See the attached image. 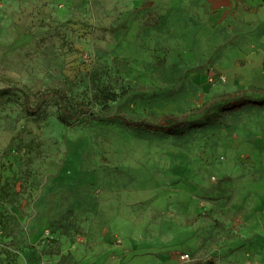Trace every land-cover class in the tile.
Returning a JSON list of instances; mask_svg holds the SVG:
<instances>
[{
	"label": "rangeland",
	"instance_id": "rangeland-1",
	"mask_svg": "<svg viewBox=\"0 0 264 264\" xmlns=\"http://www.w3.org/2000/svg\"><path fill=\"white\" fill-rule=\"evenodd\" d=\"M211 4L0 0V264H264V42Z\"/></svg>",
	"mask_w": 264,
	"mask_h": 264
},
{
	"label": "crops",
	"instance_id": "crops-1",
	"mask_svg": "<svg viewBox=\"0 0 264 264\" xmlns=\"http://www.w3.org/2000/svg\"><path fill=\"white\" fill-rule=\"evenodd\" d=\"M211 5L218 16L219 34L229 31L236 41L248 36L264 42V0H212ZM261 53L264 56V50ZM200 81L209 86L207 74L200 75Z\"/></svg>",
	"mask_w": 264,
	"mask_h": 264
},
{
	"label": "trees",
	"instance_id": "trees-1",
	"mask_svg": "<svg viewBox=\"0 0 264 264\" xmlns=\"http://www.w3.org/2000/svg\"><path fill=\"white\" fill-rule=\"evenodd\" d=\"M17 91L23 95V97L25 98V100L28 104L29 103V95L27 94V92H25L23 89H17ZM38 97H39V102L37 103V105L33 109L34 110L33 112H36L38 109H40L41 105L47 99L52 98V97H57L61 102L60 111H61L62 119L64 121H73V120L77 119L79 116L84 115V114L92 115L91 111L87 108H80L74 112L69 111L67 106L64 104V95L60 90H51L48 92H42V93L38 94ZM245 101H256V99L252 93L244 92V93L238 94L235 97L231 98L229 104L230 105L236 104V103L241 104ZM29 110H31V109H29ZM127 124H128V126H130L132 128L144 129V130H150V131H156V130L164 131L167 129V125H166L165 121H161V123L159 125H155L153 123L146 122V121L127 122ZM184 264H215V263L213 260L209 259V260H205V261H196V262L184 263Z\"/></svg>",
	"mask_w": 264,
	"mask_h": 264
},
{
	"label": "built area",
	"instance_id": "built-area-1",
	"mask_svg": "<svg viewBox=\"0 0 264 264\" xmlns=\"http://www.w3.org/2000/svg\"><path fill=\"white\" fill-rule=\"evenodd\" d=\"M210 82H212V79L211 78H210ZM187 258H188V255L183 256V259L184 260H187Z\"/></svg>",
	"mask_w": 264,
	"mask_h": 264
}]
</instances>
